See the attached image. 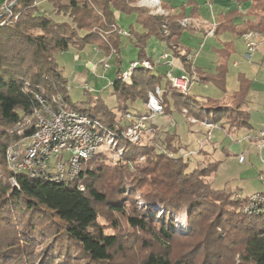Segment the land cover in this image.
<instances>
[{
    "label": "trees",
    "instance_id": "1",
    "mask_svg": "<svg viewBox=\"0 0 264 264\" xmlns=\"http://www.w3.org/2000/svg\"><path fill=\"white\" fill-rule=\"evenodd\" d=\"M36 1L7 0V8L14 4L10 13L0 12V24L10 19L9 25H0V264H110L112 251L119 245V236L102 231L98 225V206H107L111 212L125 215L123 201L134 207L143 203L141 208L136 207L133 213L127 214L128 223L131 228L152 236L163 250L162 255L151 254L145 264H172L170 249L173 242L195 235L199 221L209 213H217L218 224L224 227L228 224L231 229L237 228L243 233V236L238 235L236 244L242 249L238 253L241 264H264V218L241 214L248 195L233 199V193L217 190L205 182L206 177L217 173L223 161H209L198 166L193 161L197 156L180 154L184 149H190L198 155L203 153L201 142L206 145L216 142L215 135L208 140L207 128L195 132L192 120L217 124L219 129L213 134L221 132L224 140L249 132L251 114L248 105L253 81L245 74L239 75L238 88L222 102L206 96L191 97V89L183 95L172 87L167 77L169 71L163 74L156 70L157 66L150 71L141 65L144 61H153L146 47L148 40L156 39L171 51L172 63L175 61L182 67V74L194 78L192 87L213 84L225 94L227 57L234 51L233 46H226L227 51L221 54L216 71L209 72L195 68V60L188 61L191 52L179 44L186 29L180 20L187 18V14L185 8L173 7L170 1L166 4L159 0L163 9L172 7L178 12L162 17L152 16L143 8L130 7L126 0H46L57 7V15H65L68 20L39 13ZM212 1L206 0V3ZM230 1L248 7L245 11L233 9L220 14L217 25L212 26L213 36L230 33L244 37L251 32L264 35V0ZM98 12H104L110 24L119 27L118 19L122 13H135L144 30L143 34L135 32L132 26L128 30L130 36L127 39L140 48L139 59L133 62L138 66L126 80L119 77L122 72L118 70L115 81L110 83L112 96L117 100L113 108L94 90H86L85 99L73 103L68 92V79L61 75L58 64V58L66 52L74 49L82 52L89 47L94 34L84 32L82 36L79 32L88 29L90 19L100 22ZM189 17L199 18L195 8ZM204 34L206 41L208 32ZM112 37L111 46L116 47V61L121 64L124 39L118 34ZM78 39L82 41L81 45L75 42ZM263 63L264 57L260 64ZM160 65L168 66L166 62ZM156 87L161 90L157 99L166 116L180 114L187 122L191 136L196 134L194 144L178 143V138H183L176 131L167 132L165 139H156L152 132L148 133L138 145L124 140L122 133L129 124L150 115L149 95L155 93ZM144 88L150 91L142 96ZM56 96L62 97L66 110L97 119L109 128L116 135L117 148L123 150L122 157L115 159L103 151L85 163L78 179L68 184L33 179L25 172L11 171L6 161L7 149L35 131L37 121L33 112L41 106L40 99L51 101ZM121 99L125 101L122 105ZM129 100L132 103H128ZM139 100L141 106L135 104ZM127 113L134 119L124 120ZM224 151L229 154L226 148ZM12 178L16 187L10 182ZM153 209H163L165 215L156 220L158 215L150 214ZM183 214L187 215L190 229V234L184 236L175 223L176 217ZM211 226L220 228L221 225ZM205 231L208 233V228ZM209 237L219 241L218 244L224 239L223 233L216 232L203 239L202 245ZM208 245L211 243L201 246L203 254L209 258L202 264H218L220 259L226 258L220 250L209 252ZM174 264H182V261Z\"/></svg>",
    "mask_w": 264,
    "mask_h": 264
},
{
    "label": "rangeland",
    "instance_id": "2",
    "mask_svg": "<svg viewBox=\"0 0 264 264\" xmlns=\"http://www.w3.org/2000/svg\"><path fill=\"white\" fill-rule=\"evenodd\" d=\"M162 1L166 4L170 1L171 6L173 7L178 5V7L182 6L183 8H185L187 18L181 19L180 24L182 27H184L185 25H182L183 23H185L184 21L189 20L190 23L187 25V27H184L186 29L180 36L179 44L185 50H189L192 55H196L194 61L195 68H201L206 69L209 72H215L219 64L218 61L221 54L227 51L226 46H229V44H231L234 48V51L231 52L227 57V93H221L216 87H214L213 84H195L191 88L190 96H196V98L206 96L217 99L222 96L227 97L229 93H232L237 88V79L239 75L245 74L253 81L251 91L255 95V109H259V107L261 108L260 104L264 101V63L260 65L263 60L262 55L254 53L253 56L250 57L248 55L249 51L244 37H237L233 36L230 33H223L219 36H210L206 41H204L205 34L204 32H201V30L203 29H206V32H209L213 29L212 26L217 25V19L219 15L228 10L227 5L230 3V1L219 0L218 3L215 4H210L209 2L206 3V0ZM126 2L130 7H139L146 9V11H148L152 16L158 15L167 17L169 15H175L178 12L177 10L171 9L172 7H170V9H161L162 6L154 7L156 6L155 4L152 5L153 7L147 8L145 7L142 0H126ZM6 4L7 0H0V12H4L5 14H7V10H11L10 7L7 8L8 6H6ZM35 6L40 8L39 13H43L46 15L48 14L49 16L54 15V17L58 16L56 17L57 20H68V17L65 15H57L59 13L57 7L49 4V2L46 0H37ZM194 8L197 10V14L199 17L198 19H192L189 17ZM239 9H242V6H240ZM242 10L245 11V9ZM100 13L101 12H98V16L101 18L100 22L96 23L90 19L88 21V29L79 32L82 36L85 35L84 32H90L94 34V40L90 41L87 45L89 47L86 46L87 48L82 52H77L76 49L66 52L64 55L58 58V64L60 67L61 75L68 79V92L73 103L77 104L85 99L86 90L90 92L91 89L94 90L95 93L100 94L105 99L108 106L113 108L117 105V100L112 96V87L110 83L115 81L118 70H121L122 72L119 74L120 77L123 74L131 71L132 66L135 64L133 62L138 61L139 59L140 48L137 47L133 41L127 39L130 36L128 30L131 29V26L134 28L135 32L140 34H143L144 30L142 29V26L138 24L137 14L135 13L130 15L122 13L120 15V18L118 19V24L121 27L115 24L111 25L109 22L110 20L107 18L105 13ZM69 21L71 23L73 22L71 19ZM9 22L10 19H7L0 25L7 26L9 25ZM206 24L209 26L205 27L204 25ZM202 26H204L205 28ZM113 34H118L120 37H122V39H124V47L122 49L120 57L122 62L121 64H117L116 61V47L113 48V46H111ZM262 38L264 39V35L261 34L259 37V42L261 41L260 45L264 43ZM81 39H83V37H81ZM156 41V39L147 41L148 45L146 47V52L150 57H152L153 61H144L143 63H141L142 67L153 71L155 66H157L156 70L158 72L164 74V72L166 71L173 70L175 72V75L180 76L181 73L178 70H175L172 65L158 66L159 64H162V62H164V54L168 53L170 56H172V53L167 49V46L165 44H160ZM75 42H78V45H81L82 43L80 39L76 40ZM144 63H147L148 66L146 67L145 65H143ZM149 91V88H144L142 90V96H145V93H148ZM160 94V88L156 87L155 93H150L149 98L153 95L157 99V95ZM139 95L140 94H137V96ZM120 101V105H122V101L125 102L124 99H121ZM127 102L132 103L130 100ZM135 104L137 106H141V101L139 100ZM147 107L149 108V106ZM114 110L117 112V109ZM150 111V115L147 118L149 120L147 124L152 126V137H156V139H165V134L167 132L172 133L176 131L183 138H178V143L194 144L195 139L197 138L195 136L196 134L191 136L192 134L189 133L190 129L186 124L187 122L183 120L180 114L176 113L173 115V117H170L166 116L164 109H162V111L159 113H154L151 109ZM258 113L259 111H255L253 115ZM128 114L129 113H127L126 115ZM126 115L124 116V118L126 117ZM204 123L200 120H192V129H194L195 132L199 131L200 129H206L207 125ZM209 125H212V123L210 122ZM216 130L217 129L213 130V132ZM202 131L204 132L205 130H201V132ZM207 134L208 133H206V136ZM239 138V136L234 137L235 141H237V139ZM201 143V145L203 146V153L198 155L194 153V155L193 153H191L192 150L184 149L180 152V154L187 153L186 155H188L190 153L193 157L197 156V158L193 159V161H196L195 163L198 166L201 164L209 163V161H223L217 173H215L214 175L211 174L210 176L205 178V182L209 183L213 188L224 191L226 193H233V199H239L238 196L243 197L244 195H249L264 190V182L258 179L259 173H264V165L262 164L256 152L253 151L254 147L249 148V151H246L243 148V145H241L243 154H245V161L241 163L239 161V156L242 153L238 155L225 154L223 152L224 149L222 150L221 148H219V153L213 155V153L211 154L210 152H207L208 150L211 151L210 149L212 148V146L208 147V145H206L205 143ZM232 145L233 144L231 138L228 137L225 139L222 146L229 150ZM218 147H220V145ZM216 149L218 150V148ZM102 150H105L107 154L114 157L115 159L121 158L112 148L110 149L102 147ZM191 167H194V163H191ZM123 204H125V215L120 213H113L107 206H98V210L100 213L98 225L102 228V231L106 234H115L119 236V245L112 251L113 258L110 264H145L146 260L151 254L162 255L163 250L155 243V241L152 239V236L150 237L149 235H146L137 229L131 228L128 223L127 214L133 213L136 207L141 208L143 206V203L140 202V206L135 207L132 206L129 202L123 201ZM153 213L158 215V218H156V220H158L159 217L165 215V210L153 209L150 214ZM216 216L217 213H209L207 214V216L205 215L202 218L204 220L201 219L202 221H199L200 224L198 225V231L196 229L197 232L195 233V235L190 234L186 214L176 217L175 223L177 226V230L180 231V234L183 236L188 234L193 236L191 238L182 237L181 239L173 242L172 248L170 249V260L172 264L177 261H182V264H202L204 260H209V258L206 257L201 250V246H203L206 242L211 243V245L206 246L210 249L209 252L220 250V252H223L225 254L226 258L220 259L218 261V264H241V259H239L238 253L242 249L240 250V247L237 248V246L239 245L236 244L239 241L238 235L243 236V233L240 230H236L237 228L231 229L230 225L228 224L225 227L222 224H218L219 222H217L215 218ZM213 224H215L216 226H221L220 228H214L211 226ZM209 226L212 227L210 230ZM207 228L208 233L205 231ZM216 232L223 233L224 235V239L223 241H221V243L218 244L219 241L215 242V240L209 237V239L206 240L202 245L203 239H205L207 236L213 235Z\"/></svg>",
    "mask_w": 264,
    "mask_h": 264
},
{
    "label": "built area",
    "instance_id": "3",
    "mask_svg": "<svg viewBox=\"0 0 264 264\" xmlns=\"http://www.w3.org/2000/svg\"><path fill=\"white\" fill-rule=\"evenodd\" d=\"M142 2L147 8L153 7L150 2H156L154 7L161 6L159 0H150V2L142 0ZM9 12L7 10V13ZM187 21L189 20L182 24L185 25L184 27L190 23ZM213 35L214 27L208 32L207 37ZM259 37V34L252 32L244 35L250 57L256 53L261 44ZM262 40L264 41L263 38ZM195 58L196 55H189L187 59L193 61ZM163 61L175 69L169 54H164ZM143 65L148 66L147 63ZM137 66L135 63L131 71ZM131 71L123 74L121 78L126 80ZM167 77L174 89L183 95L189 93L193 77L186 73L177 76L173 70L168 72ZM62 102L61 96L53 97L51 101L40 99L41 106L33 112V118L37 121L35 131L27 139L7 149L6 161L11 171L16 174L25 172L33 179H49L53 182L68 184L78 179L85 163L105 151L102 147L112 148L118 156L122 157L123 150L117 148L116 135L109 128L97 119L76 111L66 110ZM148 106L154 113H159L163 109L153 95L149 98ZM131 118L132 116L128 114L124 120L129 121ZM147 118L143 117L129 124L122 133L124 140L133 145L142 143L143 137L153 132L147 124L149 121ZM204 124L207 125L210 141L213 138V130H218L219 127L217 124L209 125V122ZM257 137L258 148H264V129L259 131ZM239 161L241 163L245 161L243 154L239 156ZM259 179L263 180L261 176ZM12 183L17 185L14 178H12ZM238 198L242 199V196ZM242 214L250 218H264V191L247 196Z\"/></svg>",
    "mask_w": 264,
    "mask_h": 264
},
{
    "label": "crops",
    "instance_id": "4",
    "mask_svg": "<svg viewBox=\"0 0 264 264\" xmlns=\"http://www.w3.org/2000/svg\"><path fill=\"white\" fill-rule=\"evenodd\" d=\"M218 1L219 0H213L212 3H214V4L218 3ZM240 6H242V9H246L248 7L247 4L238 5V4L230 1V3L227 5L228 10L226 12H229V11H231L233 9H237V8L239 9ZM242 9H240V10H242ZM204 26L207 27L209 25L206 24ZM204 26H202V27H204ZM204 33H206V29L204 30ZM207 39L208 38H206V40ZM256 53L259 54V55L261 54L262 57H264V43H262V45H260L258 47ZM173 63L177 67L178 71L182 74V72H183L182 71V67L179 64H177L175 61ZM236 87L238 88V83H237ZM236 89L234 91H236ZM228 93H229V91H228ZM232 93H229V94H232ZM218 99L223 102V101H225L226 97L222 96V97H220ZM254 99H255V95H254L253 92H251L250 101H249V105H248V110H249V112L251 114L250 130L247 133L245 132L246 134L244 133L245 134L244 136L240 135L239 136L240 138L237 139V141H235L234 138L229 137V138H231V141H232L233 145L229 148L228 152H229V154L238 155V154H241V153L243 154L241 145H243V148L246 151H249V148L254 147L253 151L256 152V154L259 156L262 164L264 165V148H262V149L258 148L259 140H258V137H257V134L259 133V131L264 129V101L260 104L261 108L259 107V109H255L256 108V104H255V100ZM255 111H259V113L253 115V113ZM214 135H215V140H216L215 143L217 145L215 143L211 144V145H208V147L212 146V148L210 149L211 151H209V150L207 151V152H210L211 154L213 153V155L219 153L218 152L219 148H221L222 150L225 148L224 146H222L224 144V141H225L223 134L221 132H216V133H214ZM219 145H220V147H218ZM216 148H218V150ZM223 152L225 153V151H223ZM243 155H245V154H243ZM260 176L262 177V179H263L262 181L264 182V173L263 172L259 173V177ZM259 177H258V179H259Z\"/></svg>",
    "mask_w": 264,
    "mask_h": 264
},
{
    "label": "water",
    "instance_id": "5",
    "mask_svg": "<svg viewBox=\"0 0 264 264\" xmlns=\"http://www.w3.org/2000/svg\"><path fill=\"white\" fill-rule=\"evenodd\" d=\"M13 5H14V4H12V5L10 6V9H12ZM10 182H11V184H12L13 187H16V186H17V185H14V184L12 183V180H11Z\"/></svg>",
    "mask_w": 264,
    "mask_h": 264
},
{
    "label": "bare ground",
    "instance_id": "6",
    "mask_svg": "<svg viewBox=\"0 0 264 264\" xmlns=\"http://www.w3.org/2000/svg\"><path fill=\"white\" fill-rule=\"evenodd\" d=\"M146 1H149L150 2V0H146ZM156 2H150V4L151 5H153V4H155ZM156 5V4H155Z\"/></svg>",
    "mask_w": 264,
    "mask_h": 264
}]
</instances>
